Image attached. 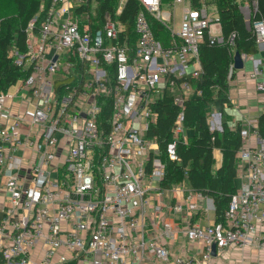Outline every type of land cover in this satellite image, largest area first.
I'll use <instances>...</instances> for the list:
<instances>
[{
    "label": "built area",
    "instance_id": "1",
    "mask_svg": "<svg viewBox=\"0 0 264 264\" xmlns=\"http://www.w3.org/2000/svg\"><path fill=\"white\" fill-rule=\"evenodd\" d=\"M199 1L187 0L176 30L184 0H139L133 36L119 18L127 0L104 13L100 0H52L37 31L30 23L26 51L15 52L27 76L0 93V264H218L213 246L217 254L264 249V136L257 129L241 130V185L223 222H192L189 206L200 209L195 200L209 197L182 185L171 188L174 202L162 199L158 142L147 136L154 104L167 96L179 109L166 151L180 162L185 104L203 96L195 85L201 45L207 38L235 56L218 0ZM237 1L264 49L259 1ZM155 24L169 33L167 43ZM19 96L13 114L8 105ZM217 117H209L211 130ZM182 238L198 257L174 256L172 244Z\"/></svg>",
    "mask_w": 264,
    "mask_h": 264
},
{
    "label": "trees",
    "instance_id": "2",
    "mask_svg": "<svg viewBox=\"0 0 264 264\" xmlns=\"http://www.w3.org/2000/svg\"><path fill=\"white\" fill-rule=\"evenodd\" d=\"M101 12L113 10L120 0H100ZM171 2L172 0H168ZM259 1L260 18L264 17V0ZM52 0H12L14 12L0 18V93L12 89L27 73L16 64L15 52L26 51L28 37L27 29L32 21L37 31L45 17ZM199 0H192L193 6H198ZM223 33L226 39L232 34L234 50L246 55L257 52L256 38L246 25L240 12L237 0H218ZM140 10L139 0H127L125 9L119 16L126 28L132 34L134 19ZM167 43L169 33L160 25L153 26ZM200 57L203 73L195 85L203 90L200 99L189 100L185 104V126L194 130L189 141L182 138L177 143V153L180 162L169 158L166 148L172 140L171 129L176 120L179 109L171 98L163 97L154 104L157 113L156 121L150 126L147 136L156 138L159 156L164 168V178L160 182L162 190H168L188 180L194 193L209 196L214 203L215 222H223L225 212L237 192L235 179L237 177V154L243 146L241 136L242 126L238 125L234 131L226 126L222 135L217 130H211L208 112L216 109L223 112L230 104V66L233 61L229 47L216 45L205 39L200 47ZM257 131L264 136V113L259 116ZM219 149L222 154V165L214 171V151Z\"/></svg>",
    "mask_w": 264,
    "mask_h": 264
},
{
    "label": "crops",
    "instance_id": "3",
    "mask_svg": "<svg viewBox=\"0 0 264 264\" xmlns=\"http://www.w3.org/2000/svg\"><path fill=\"white\" fill-rule=\"evenodd\" d=\"M165 2H169L166 1ZM257 52L254 55L243 54L244 67L241 70H234L235 75L232 80H230L229 87V99L230 104H228L223 112H218L216 109H212L211 114L218 113L217 121L219 122V127L216 128L220 135H222L223 128L226 126L229 130L234 131L238 125L242 128H250L251 132L257 129L259 116L264 113V91L258 89V83L264 81V49H259L257 47ZM259 54L261 60H256L255 55ZM234 62V58H233ZM249 64L250 67L246 68ZM13 92V89L10 90ZM23 97L11 100L8 107L11 113H17L21 103H23ZM11 119L9 123H12ZM192 130V131H190ZM194 135V130L186 127L185 138L186 142L189 141ZM256 139L251 136L249 143L254 145ZM246 145V144H245ZM29 155L28 151L25 152V156ZM237 158V177L235 179V185L238 189L241 185V178L239 176V160ZM222 154L219 149L214 151V166L213 169L216 171L222 165ZM1 181V180H0ZM180 185L189 191H192L191 185L188 180H184ZM179 186V185H178ZM0 187V197L4 198L5 194ZM164 200L166 203L171 201L173 192L171 189L165 191ZM180 198L182 195L177 193ZM209 197V196H208ZM174 202V199L171 201ZM195 205L200 206V209H195L194 205L190 207V211L193 214L192 222L200 225H208L215 223V209L213 200L209 197L207 202H203L197 199L195 200ZM207 205L209 207L208 214L205 215L202 208ZM210 206L212 210H210ZM186 212L183 214L184 216ZM172 251L174 256L186 257L195 256L198 257V250H193L189 253L186 252L185 240L182 238L179 241H175L172 244ZM215 260L218 264H264V249H259L257 247L248 246L240 248L238 246H232L223 251L221 254L215 255Z\"/></svg>",
    "mask_w": 264,
    "mask_h": 264
},
{
    "label": "rangeland",
    "instance_id": "4",
    "mask_svg": "<svg viewBox=\"0 0 264 264\" xmlns=\"http://www.w3.org/2000/svg\"><path fill=\"white\" fill-rule=\"evenodd\" d=\"M166 1H168V0H166ZM185 6H187V0H184V3L182 5L181 4L178 5L176 8L175 24L173 25L176 30L179 28V22L181 20L182 8ZM211 8L214 9V6H212ZM13 12H14V6L12 3V0H0V18L7 16V15H11ZM255 59L261 60L262 58L259 54H256ZM249 67H250V65L247 64L246 68H249ZM210 112L211 111L208 112V117H210ZM190 131H192V130H190ZM163 198H165V196H162V199ZM210 210H212L211 206H210Z\"/></svg>",
    "mask_w": 264,
    "mask_h": 264
},
{
    "label": "water",
    "instance_id": "5",
    "mask_svg": "<svg viewBox=\"0 0 264 264\" xmlns=\"http://www.w3.org/2000/svg\"><path fill=\"white\" fill-rule=\"evenodd\" d=\"M244 67V60H243V54L240 53L238 50L235 51V56H234V64H233V69L234 70H241ZM212 254L215 256L216 255V247L213 246L212 248Z\"/></svg>",
    "mask_w": 264,
    "mask_h": 264
}]
</instances>
